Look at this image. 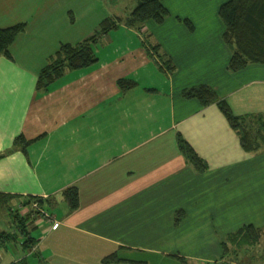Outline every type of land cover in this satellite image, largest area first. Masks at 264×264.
<instances>
[{
	"label": "crops",
	"instance_id": "0c3cea01",
	"mask_svg": "<svg viewBox=\"0 0 264 264\" xmlns=\"http://www.w3.org/2000/svg\"><path fill=\"white\" fill-rule=\"evenodd\" d=\"M26 1L33 0H15L10 8L20 12L5 9L0 23H25L11 44L32 41L28 59L13 45L0 56V192L14 195L9 208L39 197L54 221L34 217L23 244L27 237L1 213L0 264H146L137 257L148 254L213 264L223 241L246 224L260 236L231 241V264H264V146L245 150L217 102L182 95L205 83L250 125L264 121V63L227 67L232 48L218 13L226 0L188 12L162 0L169 13L160 23L117 18L94 46L105 43L94 63L51 83L76 73L75 89L36 81L60 44L83 40L115 13L103 0ZM121 78L135 85L122 89ZM53 96L67 103L49 107ZM180 136L204 169L188 160ZM69 186L78 192L75 208L62 193ZM107 255L117 259L104 262Z\"/></svg>",
	"mask_w": 264,
	"mask_h": 264
},
{
	"label": "trees",
	"instance_id": "16d2710c",
	"mask_svg": "<svg viewBox=\"0 0 264 264\" xmlns=\"http://www.w3.org/2000/svg\"><path fill=\"white\" fill-rule=\"evenodd\" d=\"M169 11L162 0H137L136 6L131 10L126 18L127 24H141L147 20L156 23L162 22ZM218 13L224 22L223 39L232 48L231 56L227 67L231 71L244 68L249 62L264 63V0H226L218 9ZM184 23L191 26L189 19H183ZM117 25L116 19L105 18L99 28L83 40L71 44L62 43L51 57V61L42 68L37 80L38 88H46L64 71V68L80 69L87 67L97 60L94 46L99 37ZM25 23L19 22L9 26L0 27V56L9 55V46L15 37L24 29ZM60 60V61H58ZM57 62V65L55 64ZM122 88L135 85L130 79L121 78L117 81ZM185 97H196L201 104L207 105L217 102L219 109L226 117L227 121L237 130L242 147L251 151L261 144L258 142V135L252 132L251 126H255L257 132L262 134L264 131V121H257L250 125L246 118L233 113L228 103L220 98L217 92L208 84H199L182 91ZM257 134V133H256ZM15 141H23L22 135H18ZM26 142V141H25ZM181 150L185 153L188 160L197 169H204L205 162L196 153L193 147L181 136L179 137ZM64 197L72 208L78 205V192L75 186H69L62 191ZM14 195L0 192V205L9 204ZM27 203H30L27 200ZM16 214L13 213V215ZM242 236V241L246 242L258 240L260 229L252 224H246L235 233H231L227 241H232ZM30 241V240H29ZM27 244V241H24ZM227 246L226 240L223 247ZM117 259L115 255L103 257V261Z\"/></svg>",
	"mask_w": 264,
	"mask_h": 264
},
{
	"label": "rangeland",
	"instance_id": "374dc122",
	"mask_svg": "<svg viewBox=\"0 0 264 264\" xmlns=\"http://www.w3.org/2000/svg\"><path fill=\"white\" fill-rule=\"evenodd\" d=\"M18 1V0H17ZM39 0H33L30 2L26 1L25 6L28 5H33V4H39L40 2H38ZM106 4L109 5V10H111L113 13H115V16H113V19H117V18H121L124 19V16H127L131 10L136 6L137 4V0H103ZM165 3L168 4L169 7H171L173 9V11H178V12H188L192 9H212L215 8L217 5V1L218 0H164ZM38 2V3H37ZM86 2V0H85ZM103 2V3H104ZM19 3V2H18ZM35 4V5H36ZM12 6H16L15 0H0V23H5L6 22V15H5V9H8L10 12H20L17 11L15 9H12L10 7ZM87 8L86 6L83 8L85 9ZM126 18V17H125ZM59 30H49L46 32L47 35H56L57 33H59ZM99 40V39H98ZM102 46H100L98 44V47L96 48L97 52L96 55L99 51H101L102 47L105 45V43L102 41ZM13 44H11L10 46H12ZM29 45H32V41L31 43L28 41L25 43V41L22 42V40H18L16 42V44H14L12 46V49L14 52L17 51L18 49V53H21L25 58L28 59L27 57V53H26V49L29 47ZM25 47H27L25 49ZM153 49H154V45H153ZM39 52L35 53V56H38ZM31 61H33V58H30ZM60 61V60H58ZM57 65V62L55 61V64ZM68 70V68H64V71ZM75 74H72L71 76H67L65 75L64 77H62V79H60V81L58 83H54L53 86L50 83L46 89H48L50 86L54 87L55 89H60V88H64V84L65 82H68L69 84H71L72 89H75V83L76 81L74 80L75 78ZM38 80V79H37ZM118 81V80H117ZM36 86H37V81H36ZM75 87V88H74ZM67 97L65 96H53L50 98V100H48L47 105L49 104V107L52 106H59L63 103H67L66 101ZM50 126H47V131L49 130ZM253 128V129H252ZM252 132L256 135H258V142L264 146V131L263 129H261L262 134L260 135V133L257 132V129L255 128V126H251ZM257 133V134H256ZM23 137V135H22ZM26 137H23V141L28 142L29 139H25ZM22 141V142H23ZM27 200L30 202L28 203V206L25 209L24 213H20V211L14 210V208L19 207L20 204H26L27 201L24 202H20L19 205H16V207H11L9 208V204H1L0 205V214L6 215L10 214V217L13 219V222L15 223V227L18 230V233H22L23 235H25L27 244L30 243V237L28 236V232H27V224L30 221H33V218L36 216H43L45 219H47V210L42 206V199H40L39 197L36 196H27ZM21 208V206H20ZM14 210V212H13ZM13 215V213H15ZM6 217V216H5ZM4 217V218H5ZM0 221H6L5 219L3 220L0 216ZM31 218V219H30ZM51 218V217H50ZM48 220V219H47ZM8 221V220H7ZM50 222V221H49ZM10 234V233H9ZM2 233L0 234L1 237ZM3 239V238H2ZM238 238H236L234 241V243H238L239 241L237 240ZM227 246L223 247L222 249V255H218L216 261L213 264H231V260L233 261L236 256L234 250H233V245L231 244V240L230 241H226ZM24 244V243H23ZM137 258H141L143 260H147L146 264H183L179 261H173L171 259L170 256H165V255H161V254H148L147 256H142V257H137ZM246 258V256L244 257ZM201 258H194V259H190L192 261V263L190 262V264H205L206 261L200 260Z\"/></svg>",
	"mask_w": 264,
	"mask_h": 264
},
{
	"label": "built area",
	"instance_id": "2783aa9c",
	"mask_svg": "<svg viewBox=\"0 0 264 264\" xmlns=\"http://www.w3.org/2000/svg\"><path fill=\"white\" fill-rule=\"evenodd\" d=\"M50 217H51V218H50ZM47 219H48V221H50V222H51V221H54V219L52 218L51 214H48V213H47Z\"/></svg>",
	"mask_w": 264,
	"mask_h": 264
}]
</instances>
